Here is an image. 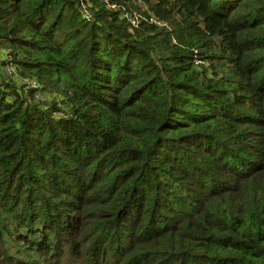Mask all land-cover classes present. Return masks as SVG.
<instances>
[{"label":"trees","instance_id":"1","mask_svg":"<svg viewBox=\"0 0 264 264\" xmlns=\"http://www.w3.org/2000/svg\"><path fill=\"white\" fill-rule=\"evenodd\" d=\"M0 264H264V0H0Z\"/></svg>","mask_w":264,"mask_h":264},{"label":"built area","instance_id":"2","mask_svg":"<svg viewBox=\"0 0 264 264\" xmlns=\"http://www.w3.org/2000/svg\"><path fill=\"white\" fill-rule=\"evenodd\" d=\"M132 23H133V21H132ZM33 87L36 88L37 86L33 85Z\"/></svg>","mask_w":264,"mask_h":264}]
</instances>
